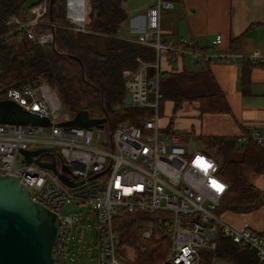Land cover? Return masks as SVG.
<instances>
[{"label": "built area", "instance_id": "1", "mask_svg": "<svg viewBox=\"0 0 264 264\" xmlns=\"http://www.w3.org/2000/svg\"><path fill=\"white\" fill-rule=\"evenodd\" d=\"M46 1L39 0L30 7V16L26 19L8 15L5 26L38 45L51 44V32L34 31L37 25L45 24L41 18L46 13ZM80 1V15L66 14L64 19L67 28L85 32L90 5L88 0ZM171 7L170 0H155L144 12L145 30L128 39L154 51L153 62H141L136 70L123 71V88L131 99L130 105H124L144 112L139 125L120 122L108 134L104 123L90 128L66 124L72 116L44 82L5 91L6 100L48 121L46 125L0 123V175L16 176L29 189L33 201L43 204L59 218V235L54 247L57 264H63V244L72 225L71 215L63 212L71 201L93 207L99 264H121L117 257L120 239L113 222L131 213L150 218L140 233L141 241L154 235L165 238L166 252L159 264H200L204 253L215 251L219 236L252 250L264 264V233L236 228L217 213L227 191L217 160L204 148L182 139L177 132L164 130L159 124L162 102L159 84L169 73L162 69L164 60L172 65L189 56L197 66L222 59L258 65L264 64V55L200 51L184 38L163 42L160 13ZM47 24L56 26L52 22ZM221 40L217 34L211 45L218 47ZM45 127L48 133L42 136ZM242 140L264 145V130H251ZM39 148L47 150L33 159L51 163L57 173L73 182H82L67 186L57 173L33 162L25 164V159L16 165L20 150ZM54 153L61 156L59 165Z\"/></svg>", "mask_w": 264, "mask_h": 264}, {"label": "trees", "instance_id": "2", "mask_svg": "<svg viewBox=\"0 0 264 264\" xmlns=\"http://www.w3.org/2000/svg\"><path fill=\"white\" fill-rule=\"evenodd\" d=\"M27 1L0 0V101L5 99L8 88L44 82L55 91L72 117L78 111H86L90 118L104 119L108 134L120 122L139 125L144 112L123 104V71L136 70L141 62H153L154 51L117 37L119 26L127 18L124 9L127 0H88L85 32L66 27L68 0H47L46 13L41 18L45 24L37 25L34 31L51 32L53 41L48 45L33 43L4 24L11 14L26 19L28 9L23 5ZM48 22L56 26L51 27ZM159 89L161 104L171 101L173 112L184 101H198L201 112L229 110L224 94L207 70L167 73ZM202 139L203 148L217 160L220 176L228 185L217 213L248 212L264 205V192L251 182L252 176L264 173V145L247 140L236 147V138ZM149 220L142 213L124 214L114 220L113 228L120 239L117 256L123 264H159L164 257L167 246L164 237L153 236L143 243L140 240ZM123 245L133 249V259L123 256ZM215 258L228 264H262L253 251L223 236L217 237L214 252L202 255L201 264H210Z\"/></svg>", "mask_w": 264, "mask_h": 264}, {"label": "crops", "instance_id": "3", "mask_svg": "<svg viewBox=\"0 0 264 264\" xmlns=\"http://www.w3.org/2000/svg\"><path fill=\"white\" fill-rule=\"evenodd\" d=\"M154 1L144 2L141 7H131L128 5L130 0H127L124 4L127 18L119 26L117 37L128 40L142 33L145 30L144 12ZM170 2L172 7L160 13V37L163 42H177L184 38L200 51L264 55V0ZM78 8L81 11L80 0H68L67 15L77 17L80 15ZM29 16L28 12L25 18ZM217 34L221 35V44L213 47L211 40ZM186 61L192 67L187 68ZM166 62L163 61L162 69L169 73L209 71L224 94L229 110L201 112L198 101H184L173 112V103L164 101L161 104L164 116L159 120L164 130L177 132L185 140H189V136L200 135L236 138L243 143L246 141L242 140V136L249 131L264 130V64L232 63L222 59L197 66L189 56L182 57L173 66ZM165 102L170 103L167 110ZM251 182L256 189L264 192V173L252 176ZM221 216L236 228L246 227L253 232L264 233V205L248 212L226 210Z\"/></svg>", "mask_w": 264, "mask_h": 264}, {"label": "water", "instance_id": "4", "mask_svg": "<svg viewBox=\"0 0 264 264\" xmlns=\"http://www.w3.org/2000/svg\"><path fill=\"white\" fill-rule=\"evenodd\" d=\"M39 0H28L24 9L34 6ZM123 104L130 105L131 99L124 96ZM0 123L43 124L47 119L38 118L20 109L8 100L0 101ZM104 123V119L90 118L86 111H78L66 124L90 128ZM46 148L20 150L25 164H34L57 173L51 163L33 159ZM58 178L67 186H76L61 173ZM60 229V221L54 212L29 195V189L16 176L0 175V264H57L53 257Z\"/></svg>", "mask_w": 264, "mask_h": 264}, {"label": "rangeland", "instance_id": "5", "mask_svg": "<svg viewBox=\"0 0 264 264\" xmlns=\"http://www.w3.org/2000/svg\"><path fill=\"white\" fill-rule=\"evenodd\" d=\"M147 1L149 0H130L129 2L130 4L128 5L131 7H141V5ZM125 3H127V1ZM77 12H79L80 14L81 11H79V8ZM171 66H173V64ZM186 67L189 68L192 67V65L188 61H186ZM168 102H165V104L167 105L166 110L170 106V103L167 104ZM168 112L169 110L167 111V113ZM163 116L164 114H162L161 111L160 121ZM47 133H48V127H45L44 130L41 132V135L45 136ZM202 138L203 137H201L200 135L189 136L188 138L189 140L187 141L192 142L196 146L203 148V146H205V143ZM243 144H244L243 142H237L236 147ZM54 156L56 157L57 165H59L61 156L58 153H54ZM23 160H24L23 155L21 153H18L16 159V165H19L21 162H23ZM63 212L66 215L68 214L71 215L72 225L68 230L66 239L63 244L62 263L99 264L100 258H99V249H98V236H97L96 223H95L96 216L93 211L92 205L89 203L82 204L71 201L66 205ZM123 247L125 248L122 251L123 256H125L127 259H131L134 256L132 255L134 253L133 249L127 245H123ZM120 263H122V260ZM210 264H228V262H226L222 258H215L210 262Z\"/></svg>", "mask_w": 264, "mask_h": 264}, {"label": "bare ground", "instance_id": "6", "mask_svg": "<svg viewBox=\"0 0 264 264\" xmlns=\"http://www.w3.org/2000/svg\"><path fill=\"white\" fill-rule=\"evenodd\" d=\"M3 100H6V99H3ZM20 153V152H19ZM228 187V185H227ZM252 251V250H251ZM53 257H54V252H53ZM118 257V256H117ZM119 258V257H118ZM120 260V259H119ZM56 262V261H55ZM122 264V263H121ZM200 264H201V261H200Z\"/></svg>", "mask_w": 264, "mask_h": 264}]
</instances>
